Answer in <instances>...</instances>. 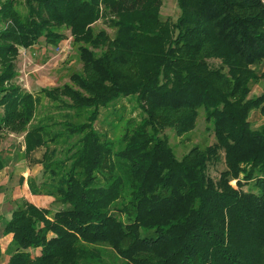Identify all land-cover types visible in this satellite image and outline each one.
I'll list each match as a JSON object with an SVG mask.
<instances>
[{
    "label": "trees",
    "instance_id": "trees-1",
    "mask_svg": "<svg viewBox=\"0 0 264 264\" xmlns=\"http://www.w3.org/2000/svg\"><path fill=\"white\" fill-rule=\"evenodd\" d=\"M175 1L172 21L163 0H0V172L3 135H23L50 174L32 193L63 206L22 200L0 216L5 264H264V127L248 120L264 115V90L250 98L264 79V2ZM100 21L114 37L94 31ZM64 31L81 71L39 91L61 120L30 126L41 99L15 82L19 50L57 47ZM125 98L139 121L116 141L94 124ZM200 110L215 143L178 160L163 131L183 137Z\"/></svg>",
    "mask_w": 264,
    "mask_h": 264
},
{
    "label": "rangeland",
    "instance_id": "rangeland-1",
    "mask_svg": "<svg viewBox=\"0 0 264 264\" xmlns=\"http://www.w3.org/2000/svg\"><path fill=\"white\" fill-rule=\"evenodd\" d=\"M264 2V0H263ZM178 9L175 0H163L161 7V17L163 20L174 21L178 15ZM94 31L104 30L109 36L114 37V30L102 21L96 23ZM66 39L57 47L48 46L43 40L29 49H20L17 58V77L16 84L25 92L39 96L41 99L37 108V114L31 121L30 126L43 119L44 123H48L47 117H56L61 120L60 115L64 110L56 107L54 104L46 100L39 91L44 88L60 87L69 83L70 77L81 71V65L78 57L77 46L72 44L69 32H63ZM211 67H218L219 62L215 60L208 61ZM258 73L264 72V64L257 69ZM264 79L261 78L251 85L250 98H255L263 93ZM1 112V111H0ZM139 112L136 108L135 100L121 99L116 103L114 108L109 110H101L98 120L94 124V128L101 134L114 140H119L124 126L134 127L139 121ZM120 118V119H119ZM249 123L251 129L258 130L264 127V115L258 110H252L249 115ZM163 135L168 140L175 157L180 160L189 150L196 147L204 149L215 143L212 132V126L205 122L204 112L198 113L195 128L183 137L175 135L173 130L166 129ZM58 152L56 158H63L65 150L61 149L65 144H51ZM66 148V146H65ZM1 156L4 168L0 172V216L9 219L11 212L17 210L22 200H26L36 207H46L51 212L60 210L62 205L54 202L52 198L44 195H35L32 193L31 184L37 188L40 194L43 193L42 185L50 180V174L40 162L43 148L33 153L25 151L23 135L4 134L1 145ZM224 169L223 162L216 167L209 168V175L213 179H217L218 173ZM249 187L244 186L243 190ZM2 226H0V246L3 255L0 264H5L11 250V237L2 236Z\"/></svg>",
    "mask_w": 264,
    "mask_h": 264
}]
</instances>
